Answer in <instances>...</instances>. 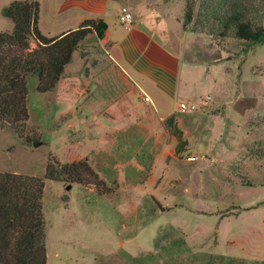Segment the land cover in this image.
I'll return each mask as SVG.
<instances>
[{
  "label": "rangeland",
  "instance_id": "374dc122",
  "mask_svg": "<svg viewBox=\"0 0 264 264\" xmlns=\"http://www.w3.org/2000/svg\"><path fill=\"white\" fill-rule=\"evenodd\" d=\"M11 1L0 0V9ZM36 1L42 35L66 26L62 0ZM119 1L132 21L151 14L182 22L185 0ZM216 1L192 0L185 28L200 37L186 43L198 48L200 67L189 95L201 91L207 105L190 114L177 113L176 105L168 116L136 112L124 130L105 134L112 141L101 143L103 150L69 135L66 71L44 94L28 77L23 138L0 131V174L43 179L51 154L60 164L85 161L95 177L81 185L43 180L46 264L264 262V42L239 40L232 29L219 36ZM238 1L264 29V0ZM11 27L0 16V32ZM163 27L180 29L171 19ZM94 42L81 44L79 53L98 51ZM169 116L185 141L177 154Z\"/></svg>",
  "mask_w": 264,
  "mask_h": 264
},
{
  "label": "crops",
  "instance_id": "0c3cea01",
  "mask_svg": "<svg viewBox=\"0 0 264 264\" xmlns=\"http://www.w3.org/2000/svg\"><path fill=\"white\" fill-rule=\"evenodd\" d=\"M120 2L62 0L58 11L66 26L43 35L57 37L85 20H101L106 26L101 39L94 34L84 38L63 72L66 71V126L74 127L69 135L78 136L80 142H92L93 150H103L101 143L112 141L105 134L124 130L136 112L147 115L154 111L168 116L178 102L203 97L199 95L201 91L189 95L188 90L200 67L195 65L198 48H189L186 43L199 35L184 31L181 23L169 16L156 20L148 14L134 17L129 24L119 23ZM163 19L179 24V33L163 27ZM37 26L41 33L40 16ZM93 38L98 51L79 53L81 44ZM209 65L202 69L207 70Z\"/></svg>",
  "mask_w": 264,
  "mask_h": 264
},
{
  "label": "trees",
  "instance_id": "16d2710c",
  "mask_svg": "<svg viewBox=\"0 0 264 264\" xmlns=\"http://www.w3.org/2000/svg\"><path fill=\"white\" fill-rule=\"evenodd\" d=\"M211 13L223 36L232 29L234 36L247 43L264 42V29L247 19L251 8L238 0H217ZM216 12V13H215ZM0 16L11 23V31L0 32V131L10 130L23 138L28 115L27 79L36 78L38 94L53 91L62 78L72 53L89 34L101 39L105 24L85 20L71 31L46 38L38 30L39 4L36 0H14L0 9ZM193 16L192 0L184 1L181 27L185 31ZM34 48H29V42ZM166 124L175 136L174 153L182 151L185 141L173 123ZM94 177L85 161L60 164L47 154L43 179L23 174H0V264H46V227L42 216L43 180L81 185ZM95 178V177H94ZM228 264H242L230 260ZM264 264V262L257 263Z\"/></svg>",
  "mask_w": 264,
  "mask_h": 264
},
{
  "label": "built area",
  "instance_id": "2783aa9c",
  "mask_svg": "<svg viewBox=\"0 0 264 264\" xmlns=\"http://www.w3.org/2000/svg\"><path fill=\"white\" fill-rule=\"evenodd\" d=\"M118 21L119 23H122V24L131 23L132 21L131 13L125 7H121L119 9ZM208 99L209 97L203 96V97L198 98L196 102H188V101L178 102L176 105V112L179 114H190V113L196 112L200 109H203L207 105L209 101ZM146 100L147 99L144 98V101Z\"/></svg>",
  "mask_w": 264,
  "mask_h": 264
}]
</instances>
